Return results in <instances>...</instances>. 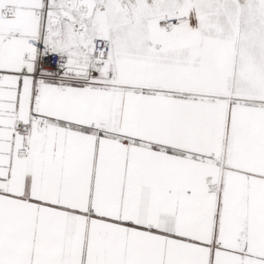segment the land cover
<instances>
[{
	"label": "snow or ice",
	"instance_id": "6c2138e0",
	"mask_svg": "<svg viewBox=\"0 0 264 264\" xmlns=\"http://www.w3.org/2000/svg\"><path fill=\"white\" fill-rule=\"evenodd\" d=\"M0 264H264V0H0Z\"/></svg>",
	"mask_w": 264,
	"mask_h": 264
}]
</instances>
